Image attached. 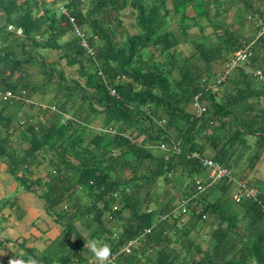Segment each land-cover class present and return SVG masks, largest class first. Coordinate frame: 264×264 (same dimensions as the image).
Segmentation results:
<instances>
[{"label": "trees", "instance_id": "16d2710c", "mask_svg": "<svg viewBox=\"0 0 264 264\" xmlns=\"http://www.w3.org/2000/svg\"><path fill=\"white\" fill-rule=\"evenodd\" d=\"M263 27L264 0H0V161L21 188L42 189L61 228L44 252L0 264H97L90 239L110 246L113 264H264V182L254 178L264 157ZM249 42L247 65L262 80L239 65L216 83ZM192 154L246 179L255 198L235 202L225 180L208 185Z\"/></svg>", "mask_w": 264, "mask_h": 264}, {"label": "crops", "instance_id": "0c3cea01", "mask_svg": "<svg viewBox=\"0 0 264 264\" xmlns=\"http://www.w3.org/2000/svg\"><path fill=\"white\" fill-rule=\"evenodd\" d=\"M230 13L233 12L229 11L228 15ZM44 175L40 166L35 177ZM41 192L40 188H32V191L21 188L8 175L6 164L0 161V241L3 242L0 261L9 254L22 255L23 249L42 253L60 236L61 228L44 211Z\"/></svg>", "mask_w": 264, "mask_h": 264}, {"label": "built area", "instance_id": "2783aa9c", "mask_svg": "<svg viewBox=\"0 0 264 264\" xmlns=\"http://www.w3.org/2000/svg\"><path fill=\"white\" fill-rule=\"evenodd\" d=\"M60 13L66 14V11L64 8L60 7ZM69 22L72 24V32L74 36L78 39L79 46L89 55L93 56V51L89 48L86 35L85 33L75 24V21L72 17H69ZM7 30L15 32L17 35H21L20 29H14L12 26H8ZM264 32V27L257 33L256 37L260 36ZM252 42L245 44L243 47L236 50L232 57L230 58L229 62L225 65L222 73L217 77L216 83H221L225 80L226 76L229 74V72L234 69L235 67L245 64V72L247 74L252 75L254 78H258L262 80V73L258 69H252L248 65H246L248 57L250 56V49H251ZM111 94H114L112 91ZM5 97L9 98L12 97L11 93L6 92ZM193 110L197 115H199L203 111V107L200 106L196 102V98L192 104ZM148 113V111H146ZM64 119L67 120L68 118L64 116ZM161 150L165 149V145L161 144L159 146ZM192 158H195L198 160L200 166L205 170V178L208 181V185L212 184L219 180H225L227 183L234 185V193L232 196V199L235 202H239L240 200L247 198V199H254L256 196V191L252 187L248 185V181L246 179H240L238 176H236L231 170L221 166L220 164L212 161L211 159L201 156L199 154H192ZM202 181L195 180V185L197 191H201L203 189ZM134 242L130 241L122 250L125 253H128L130 251V247L133 246ZM115 256H112V260L114 263Z\"/></svg>", "mask_w": 264, "mask_h": 264}, {"label": "clouds", "instance_id": "9594fccd", "mask_svg": "<svg viewBox=\"0 0 264 264\" xmlns=\"http://www.w3.org/2000/svg\"><path fill=\"white\" fill-rule=\"evenodd\" d=\"M60 7L64 8L63 6H60ZM60 7H59V13H60ZM9 26H11V25H9ZM14 29H20V28H14ZM7 31H9V30H7ZM9 32H13V31H9ZM13 33L15 35H17L15 32H13ZM17 36H21V35H17ZM245 44H247V43H245ZM241 65L245 66V64H241ZM246 65H247V63H246ZM112 95H114V94H112ZM86 246L89 248L90 252L93 254V257H94L95 261L97 262V264H113V260H112L113 253H112V250L108 244L99 243L95 239H90L87 241ZM2 254H3V252L0 253V255H2ZM8 264H40V261L33 256H27L26 258L13 257V258L9 259Z\"/></svg>", "mask_w": 264, "mask_h": 264}, {"label": "rangeland", "instance_id": "374dc122", "mask_svg": "<svg viewBox=\"0 0 264 264\" xmlns=\"http://www.w3.org/2000/svg\"><path fill=\"white\" fill-rule=\"evenodd\" d=\"M121 17H122L123 24L125 25V27H127V30H129L130 32H133L134 29L131 27V24L133 21L130 19L129 15L126 12H123ZM227 21L231 22V21H229V19H227ZM236 28H237V26L234 25L233 29H236ZM206 32H210V29H206ZM250 32H251V30H249L248 28L243 29L244 34H250ZM188 50H189L188 46H183V47H180V49H179V51L183 54H186L188 52ZM47 58H49L50 61H54L55 60L54 53H48ZM61 66H63V65H61ZM62 69H63V71L67 77H72V78L76 77V73H75L74 69L67 68L66 66H63ZM48 98H49V96H48ZM45 100H47V99H45ZM98 126H99V123L96 124L97 128H98ZM205 151L210 152L211 150L208 149V146H206ZM254 178L259 179V180L264 182V157L261 159V161L259 162V164L256 168Z\"/></svg>", "mask_w": 264, "mask_h": 264}]
</instances>
